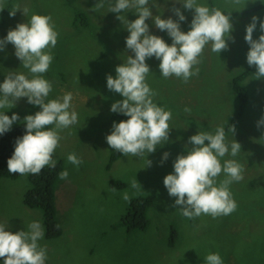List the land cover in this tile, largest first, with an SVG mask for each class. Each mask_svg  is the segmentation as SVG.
<instances>
[{"label": "rangeland", "instance_id": "rangeland-1", "mask_svg": "<svg viewBox=\"0 0 264 264\" xmlns=\"http://www.w3.org/2000/svg\"><path fill=\"white\" fill-rule=\"evenodd\" d=\"M98 2L4 0L3 10L0 11V39L6 37L7 32L15 29L17 24L27 23L33 14L52 17L59 33L58 43L61 35L67 38L64 43L66 51L61 48L60 51L57 48L51 50L54 59L43 76L53 85L48 99L62 97L68 92L73 94L70 111H76L78 122L59 132L62 139L53 154V159L63 164V171L69 173L68 179L59 177L56 181L55 222L61 235L46 238L43 212L24 204V196L31 188L30 174L17 179H0V224L5 226L6 231L15 234L28 231V225L33 221L40 222L45 235L38 244L46 247L47 264H207L206 257L217 252L227 264H264V126L257 128V121L264 116V78L256 79V67H250L244 57L247 49L243 52L236 46L253 16L264 21V10L257 11L253 16L249 13L247 20H244V15L231 17V35L235 42L229 40L228 50L219 55L211 51V44L207 45L200 57L201 63L194 66L193 70L198 67L199 72L188 80L190 84L185 85L182 79L175 76L167 78L174 80L170 83L181 89L179 100L170 101L165 88L153 86L160 98L167 101L154 103L169 108L172 113L168 122V142L158 144L155 152L145 153L143 157L123 155L109 168L110 157L116 151L107 144L106 136L111 134L113 122L118 124L128 117H114L116 113L110 111L111 105L123 97L107 89L106 77L111 74L115 78V61L123 59L124 49L122 47L117 55L111 54V51L116 54L119 49L118 41L115 38L104 39V35L112 25L113 29L120 27L122 22L116 17L124 16V12H108V0H105L103 8L91 10ZM16 4L21 6V10L27 8V13L17 11L14 17L10 16L9 12ZM148 6L153 16L178 19L171 11L173 0H150ZM175 7L180 8L182 13L188 11ZM229 8L233 10L232 6ZM102 17L110 20L107 18L103 22ZM131 17L138 18L134 13ZM192 18L181 22L186 32L190 30ZM116 20L120 21L118 26ZM151 21L149 19L146 23L154 31ZM106 22H110L107 28ZM125 27L120 28L121 33L123 30L127 32ZM164 33L157 29L156 35ZM254 34H264L260 32L259 22ZM163 39L171 40L167 34ZM14 53L11 43L0 51V84L9 71L32 78L30 71L23 68ZM130 55L133 54L130 52ZM102 57L106 59L101 63ZM95 68L96 71H93ZM246 70L250 73L244 84L250 95L248 103L241 106L240 97L232 90L231 82ZM153 101H156L155 97ZM185 108L190 111L186 112ZM40 110L38 106L29 104L27 98H22L15 107L0 109V112L9 117L17 114L19 120L13 124L16 125L24 122L28 113ZM231 125L235 126L234 136L229 130ZM219 126L228 127L225 132L229 143L235 139L241 145V152L236 157L226 154L221 160L223 164L224 160L236 159L244 166L243 180L233 182V189H230L237 208L226 216L213 218L202 214L188 219L181 214L179 206L173 207L176 198L169 196L163 180L173 173L176 157L186 155V150L192 148L188 143L189 137L201 131L214 133ZM49 127L52 126H46L45 130ZM178 145L181 148L177 152L175 147ZM165 152L169 153L168 159L161 163ZM70 153L82 159L79 167L68 162ZM146 159L152 161L151 167H146ZM224 178L221 173L217 180L219 182ZM134 179L142 189L131 187ZM111 181H121L127 186L113 193ZM123 192L129 193L131 202L140 197L153 202L148 213L151 224L147 230L127 228L129 226L124 219L129 202L122 199ZM170 226L177 228L179 234L176 238H183L181 245L171 246ZM4 259L0 258V264H4Z\"/></svg>", "mask_w": 264, "mask_h": 264}, {"label": "clouds", "instance_id": "clouds-1", "mask_svg": "<svg viewBox=\"0 0 264 264\" xmlns=\"http://www.w3.org/2000/svg\"><path fill=\"white\" fill-rule=\"evenodd\" d=\"M239 4L241 0H231ZM108 12L121 13L135 9L137 19L125 20L122 15L117 19L127 23L125 43L127 50L133 55H127L125 63L115 68V78L108 74L106 77L107 89L120 94L123 99L111 105L112 113L128 117L118 124L113 122L111 134L106 136L110 148L134 157H143L157 150L156 146L168 142L172 119L171 111H166L153 101L156 93L146 82L150 73L148 59L155 57L160 61L159 69L163 78L175 76L187 82L193 75H197L199 68L194 66L201 63L205 47L211 44V51L218 53L228 50V41L235 42L231 35L233 25L232 13H225L220 8H209L201 5L197 0H173L171 11L178 18L163 19L160 15L153 16L149 0H108ZM193 11V18L186 33L181 30V22H186L180 8ZM4 0H0V11L3 10ZM105 0L99 2L91 10L103 8ZM17 11L27 13L28 9L21 10L16 4L9 12L15 16ZM151 19L155 28L166 32L171 38L169 45L157 35L150 34L147 20ZM264 33V21L253 16L246 26V43L250 46L246 56L247 64L256 67V79L264 78V34L253 39L257 28ZM50 15L33 14L27 23L17 24L10 29L6 37L0 39V51H4L7 44L15 48V56L21 61L23 68L32 74L29 79L25 74L9 71L4 82L0 84V109L13 108L16 102L27 98V102L38 106L41 110L35 115L24 118L25 134L15 141L13 155L7 160V171L12 174L24 176L26 174L38 175L49 166L56 167L53 154L62 139L59 132L78 122V114L72 108L73 94L65 93L62 97L48 99L53 91L52 82L45 79L54 59L52 49L57 44L59 33ZM186 112L190 109L185 108ZM19 120L17 114L11 117L0 112V135L9 132L13 124ZM46 126L49 127L45 130ZM264 126V116L257 121V128ZM233 136L235 126L229 129ZM208 142L207 144L205 142ZM188 143L192 145L187 154L178 155L173 162V173L164 177L163 184L170 197H175L173 207L179 206L181 214L193 219L203 215L216 218L229 215L237 208L229 186L233 182L243 180L244 166L236 159L221 160L227 155L236 157L241 152V145L234 139L229 143L223 126L210 131H201L189 137ZM165 152L161 163L168 159ZM69 163L79 167L83 162L75 153L67 156ZM146 167H151L152 161L146 159ZM224 174L225 179L218 182L217 178ZM60 179H68L67 170L59 174ZM133 189H142L137 179L131 183ZM113 193L117 192L112 188ZM122 199L131 202L128 192H123ZM28 231H18L13 234L6 231L0 224V258L4 264H45L47 259L46 247H40L38 241L43 239L45 231L38 221L28 225ZM207 264H223L222 257L217 253H210L206 257Z\"/></svg>", "mask_w": 264, "mask_h": 264}, {"label": "trees", "instance_id": "trees-1", "mask_svg": "<svg viewBox=\"0 0 264 264\" xmlns=\"http://www.w3.org/2000/svg\"><path fill=\"white\" fill-rule=\"evenodd\" d=\"M150 1V0H149ZM127 15H131L129 11L125 12ZM125 17V16H124ZM108 18V17H107ZM105 17H102L101 20L105 22L107 19ZM109 19V18H108ZM127 18L125 17V20ZM137 18L131 17V20H135ZM110 20V19H109ZM110 22H106V28L109 27ZM117 26L120 24V21L116 20ZM73 26V24L71 25ZM113 26V25H112ZM111 26L110 30L104 35V39L107 37L109 39H117L118 44L117 46L119 49L116 51V54L114 51H111V54L113 52V55H117V52L122 51V47L124 49V56L123 59H120L118 61H115L117 66L121 65L122 63H125L127 59V55H130V50H127L126 48V37L129 35L128 32L123 33L120 32V28L124 27V23L118 27V29H113ZM127 27V25H125ZM125 27V28H126ZM71 28V27H70ZM58 32V30L56 29ZM115 31V32H114ZM127 31V30H126ZM153 34V33H150ZM155 35V34H153ZM67 38L63 35L60 36L59 43L57 41V44L55 48H57L58 51H60V48L62 50H65V42ZM166 43L171 45L172 40L164 39ZM120 42V44H119ZM66 51V50H65ZM112 56L109 57L111 59ZM106 59V57H102V60ZM146 63L150 66V73L146 77V81L149 83L150 88L156 93L154 102H167L165 99L160 98L157 91L153 89V86L155 88H165V92L170 95V101L179 100L181 89L177 88L175 86V83L171 84L170 81H174L171 79L163 78L160 74L159 69V63L160 61L157 60L155 57L148 59ZM100 64V63H99ZM96 71V68L93 70ZM248 74L246 71L245 73L238 75L232 79V90L235 91V93L240 97L241 106L243 104H247L249 99V89L247 86H245L244 81L247 80ZM98 75V74H96ZM182 79V78H180ZM183 80V79H182ZM191 81L185 82V85L190 84ZM183 84V83H182ZM180 85V84H179ZM240 106V107H241ZM166 111H169V108H164ZM27 115H35V113H28ZM114 117L122 118L121 114H115ZM191 120V117L189 118ZM254 124V123H253ZM201 127H207L202 126ZM227 126L226 129L227 130ZM26 132L24 122L20 124L13 125L11 130L9 132H6L3 135H0V179L3 178H9V179H17L21 175L19 174H12L7 171V160L13 155L14 148H15V141L17 138L22 137ZM181 146L178 145L175 147V151H180ZM123 156L120 152H114L109 161L108 167L111 168L115 162H117L121 157ZM63 171V164L59 161L56 163L55 169L50 168L49 166H46L42 172L38 175L30 174L29 181L31 183V188L26 192L24 196V204L34 210H40L43 212L44 215V221H45V227H46V238L52 239V238H58L61 235L60 230L58 229L56 222H55V214H56V207H55V189H56V181L60 177L59 174ZM262 173L260 172L258 178H261ZM225 179V178H224ZM110 186L119 190L125 189L126 184L121 181H111ZM230 189L233 188L230 185ZM153 202L149 199L145 198H137L132 200L131 203H129L128 207V213L124 219V222L128 229H133L135 231H145L147 230L148 226L151 224L149 220V210L152 207ZM57 206V205H56ZM171 227V235L173 239H170L169 242L172 244L171 246L181 245L183 243V238L179 239L176 238V236L179 234L177 231V228L175 226ZM179 239V240H178ZM192 260V258H190ZM191 263V261H190ZM47 264V262H45ZM223 264H227L223 262Z\"/></svg>", "mask_w": 264, "mask_h": 264}, {"label": "crops", "instance_id": "crops-1", "mask_svg": "<svg viewBox=\"0 0 264 264\" xmlns=\"http://www.w3.org/2000/svg\"><path fill=\"white\" fill-rule=\"evenodd\" d=\"M180 2L182 3L183 0H180ZM197 2L201 5L208 6L209 8H220L226 14L232 13L231 17H235L237 15H244V20H247L249 13H250V16H253L257 11L264 10V0H241V2L239 4H233L231 2V0H226V1L225 0H208V2H205V0H197ZM175 5L182 7V5H180V4H175ZM229 6H232L233 10H230ZM133 10H134V12H133ZM129 12L131 14L132 13L135 14L136 10L130 9ZM183 15H185V17L188 20L190 17H193V11L188 10L187 12L183 13ZM124 16L127 18L128 21H130L131 15L127 16V15H125V12H124ZM134 18H136V17H134ZM131 21H134V20H131ZM151 22H153V21H151ZM125 25H127V24H125ZM181 30L186 32V29L182 26H181ZM156 32H157V28H154V31L152 30V28L150 29V33H153L156 35ZM160 33H164V32L160 31ZM166 34L167 33H164L160 37L163 38V36ZM245 35H246V33H243L242 35H240L238 43L236 44L237 48L243 52H244L245 48L247 49V51L244 52V57L247 56V53H248L249 47H250L244 39ZM259 36L260 35H258V34H254L253 39H254V37H256V39H257V38H259ZM246 72L250 73V70H246Z\"/></svg>", "mask_w": 264, "mask_h": 264}]
</instances>
